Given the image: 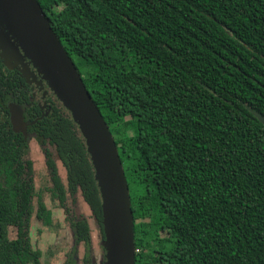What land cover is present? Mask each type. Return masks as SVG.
Wrapping results in <instances>:
<instances>
[{"label":"trees","instance_id":"trees-1","mask_svg":"<svg viewBox=\"0 0 264 264\" xmlns=\"http://www.w3.org/2000/svg\"><path fill=\"white\" fill-rule=\"evenodd\" d=\"M36 1L114 139L135 264H264V125L246 107L264 117V0ZM10 73L0 58V264H46L32 223L88 248L80 201L105 236L101 197L56 104L50 118L28 110L41 116L28 127L44 154L36 186L7 102L26 110L31 94Z\"/></svg>","mask_w":264,"mask_h":264},{"label":"water","instance_id":"water-1","mask_svg":"<svg viewBox=\"0 0 264 264\" xmlns=\"http://www.w3.org/2000/svg\"><path fill=\"white\" fill-rule=\"evenodd\" d=\"M0 26L18 38L26 55L71 111L85 140L101 197L107 264H135L133 217L124 171L114 139L80 74L36 0H0ZM246 107L264 125V117ZM11 122L13 130L25 129L24 115L17 107L12 109Z\"/></svg>","mask_w":264,"mask_h":264},{"label":"rangeland","instance_id":"rangeland-1","mask_svg":"<svg viewBox=\"0 0 264 264\" xmlns=\"http://www.w3.org/2000/svg\"><path fill=\"white\" fill-rule=\"evenodd\" d=\"M0 53L9 69L12 71L16 70L25 78L31 93L29 107H37L44 117L50 118L51 105L56 104L67 111L71 117V111L68 110L43 74L26 55V52L18 42V38L5 26H0ZM7 102L9 107L10 100ZM14 106L16 104L12 101V107ZM73 123L80 133L77 123L74 120ZM24 134L28 135L29 156L33 160L36 186H38V180L44 167V156L36 139L31 134H28L27 130ZM57 168L59 175L65 178L66 170L60 161L57 162ZM79 211L88 216V224L91 228V248H101V256L96 259L92 255V250L88 253L87 247L83 243L75 244L71 237L64 235L65 229L63 227L58 229L56 233H41L36 230L35 223H32L30 229L32 245L33 247H41L43 251L46 250V264H64L65 260L68 264H71L70 259L72 256L75 257L76 264H107L105 236L101 235L94 219L90 217L89 207L81 201ZM57 216L61 220L64 219V214L61 210H57ZM64 258L65 260L63 261Z\"/></svg>","mask_w":264,"mask_h":264},{"label":"flooded vegetation","instance_id":"flooded-vegetation-1","mask_svg":"<svg viewBox=\"0 0 264 264\" xmlns=\"http://www.w3.org/2000/svg\"><path fill=\"white\" fill-rule=\"evenodd\" d=\"M1 54V53H0ZM0 58L2 59V62H3V64L5 65V67L7 68V70H9V72H11L10 73V75H11V78H12V70H10L9 69V67L6 65V63H5V61H4V58L0 55ZM24 78V77H23ZM25 79V78H24ZM25 82H26V80H25ZM27 83V82H26ZM12 84V83H11ZM28 86V85H27ZM11 89H12V85H11ZM30 91V90H29ZM31 94V93H30ZM8 100H10V105H9V107H8V116H9V121H10V123H11V128H12V122H11V115H12V109L14 108V107H17V108H19L21 111H22V113H23V115H24V121H25V129L23 130V131H21L23 134L25 133V131L27 130V132H28V127H29V125L31 124V123H33V122H35L38 118H40L41 116H43L42 115V113H41V111H39L41 114V116L40 115H37L36 116V114H34L35 115V117L33 118V119H30V117L31 116H33V114H31V113H29L28 112V110L30 109V107H29V103L26 105V110H25V108L23 107V106H21V105H19V104H17L16 102H14L15 104H16V106H14V107H12V96L11 97H8ZM30 100H31V98H30ZM25 135V134H24ZM32 135V134H31ZM35 139H36V137H35V134H33L32 135ZM43 153V152H42ZM43 156H44V154H43ZM96 224V223H95ZM100 231V230H99ZM84 244V243H83ZM85 245V244H84ZM86 246V245H85ZM87 247V246H86ZM87 250H88V253L90 252V250H92V255L96 258V259H98L100 256H101V254H102V249L101 248H91V241H90V246H88V248H87ZM95 254H98V256H96ZM75 258V257H74ZM65 260V258L63 259V261ZM71 263V262H70ZM64 264H68V262L65 260V263ZM73 264H76V260L74 261V263Z\"/></svg>","mask_w":264,"mask_h":264}]
</instances>
